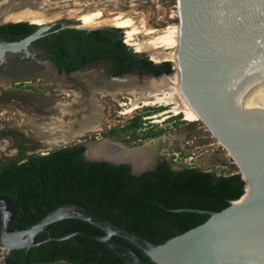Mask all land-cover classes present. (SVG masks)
Segmentation results:
<instances>
[{
    "label": "water",
    "instance_id": "95a60500",
    "mask_svg": "<svg viewBox=\"0 0 264 264\" xmlns=\"http://www.w3.org/2000/svg\"><path fill=\"white\" fill-rule=\"evenodd\" d=\"M177 9L175 67L182 90L202 121L233 155L244 181L242 195L218 211L184 209L206 213L208 217L161 243L149 241L76 203L60 204L35 223L10 230L16 209L9 197L0 195V244L5 249L23 248L26 252L37 244L39 232L51 240L84 234L106 245L123 264H264V257L256 259L244 254L264 243V0H177ZM57 22L64 20L37 25L36 30L17 41L0 39V55L20 48L27 51L33 39ZM3 23L14 22L0 20ZM126 74L108 78L117 82ZM156 77L150 74L140 80ZM134 80L140 81L136 75ZM99 142L107 143V156L89 154V148ZM74 143L85 147L84 159L123 163L135 175L156 165L149 161L135 168L129 158H111L116 151H133L137 147L125 148L107 138L77 139ZM65 218L84 220L102 233L84 229L62 235L48 232V224ZM115 236L135 245L153 263L140 258Z\"/></svg>",
    "mask_w": 264,
    "mask_h": 264
},
{
    "label": "trees",
    "instance_id": "16d2710c",
    "mask_svg": "<svg viewBox=\"0 0 264 264\" xmlns=\"http://www.w3.org/2000/svg\"><path fill=\"white\" fill-rule=\"evenodd\" d=\"M36 27V24L24 21L1 24L0 37L7 41L20 39ZM117 31L65 28L50 37L42 35L36 41L50 39L51 46L59 48L63 54H66V45L70 51L67 55L70 61L64 65L67 71L90 61L105 60L108 72L113 76L132 69L138 74L154 76L176 73L172 72L170 61L154 63L152 59L130 51ZM156 108L162 110L161 106ZM143 117H131L118 131L125 134L141 130L146 123ZM169 117L177 120L180 114ZM161 131V128H149L142 131L139 138L147 139ZM115 134L114 128L106 132L109 136ZM16 147L21 153L23 144L18 143ZM84 149L83 145L72 142L43 154L18 156L0 163V195L9 197L16 209L10 230L35 223L60 204L76 203L149 241L161 243L208 217L206 213L184 209L218 211L243 193L244 181L239 172L216 175L213 171L195 167L174 169L168 160L161 159L154 168L135 175L123 163L84 159ZM46 229L52 235L79 229L102 233L100 228L77 218L54 221ZM115 238L143 260L153 263L132 243L118 236ZM35 241L37 244L26 252L23 248L9 250L8 260L1 264H123L106 245L84 234L51 240L39 232Z\"/></svg>",
    "mask_w": 264,
    "mask_h": 264
},
{
    "label": "rangeland",
    "instance_id": "374dc122",
    "mask_svg": "<svg viewBox=\"0 0 264 264\" xmlns=\"http://www.w3.org/2000/svg\"><path fill=\"white\" fill-rule=\"evenodd\" d=\"M24 1L26 0H0V2L7 4L3 7V11L8 8L10 10L20 8L22 4L17 7L11 6L13 4L20 5V3H25ZM27 1H33L34 4L38 2L37 6L51 5L50 11H55L57 5L62 4L65 0ZM82 1L89 6L99 0ZM105 1L96 8H100L107 15L129 17L132 26H135L138 31L135 34V39H151L162 33L167 26L178 25L177 0H134L136 1L134 5H131L133 0ZM27 23L30 22L27 21ZM97 27L104 29L119 28L110 25ZM146 29H154V32L148 36L144 35L143 32ZM117 33L122 42L125 35L127 38L124 29H118ZM130 51L137 52L132 49ZM171 64L174 73L177 69L174 62ZM169 77L178 79L179 74L177 72V74L174 73ZM122 78L134 80V74L129 73ZM145 80L147 78L140 80V83L143 84ZM15 81V79L0 78V163L18 156L43 154L52 148L76 142L77 139L87 141L107 138L125 148L148 147V163L149 161L154 163L160 159H166L174 169L195 167L213 171L216 175L239 172L238 167L230 163V158L222 154V147L219 145L221 142L217 140L197 112L175 114L172 111H167L165 114H161L160 112L164 111L165 108L169 109V106L162 104L144 105L139 100L136 108L125 113L124 110L130 106L133 97L125 91L124 87L119 88L120 90L118 89L119 91L117 90L118 93L115 95L110 94V91L118 88L116 81L112 82L100 73L98 65L86 66L67 77L56 76L52 71H41L32 77H22L18 80V84H14ZM60 106H66L65 109H68V113L64 116L61 114ZM158 106H161L162 110L157 109ZM93 114H99L100 129L87 131L65 143L47 144L45 140L49 136L41 132L39 128V126L44 125L49 127L55 119L62 118V122H76ZM178 114H180L179 119H169L170 115L176 116ZM137 115L144 116L143 118L148 120L142 125L143 129L134 133H116L121 136L118 140H115L113 136L106 135L107 130L116 125L125 124L131 117ZM72 126L77 127V124L74 123ZM149 128H161L162 131L147 139L138 140L136 138L142 131ZM18 143L23 144L21 153L16 147ZM229 154L233 156L230 151ZM7 253L8 250L0 244V264Z\"/></svg>",
    "mask_w": 264,
    "mask_h": 264
},
{
    "label": "bare ground",
    "instance_id": "6f19581e",
    "mask_svg": "<svg viewBox=\"0 0 264 264\" xmlns=\"http://www.w3.org/2000/svg\"><path fill=\"white\" fill-rule=\"evenodd\" d=\"M24 2L25 3H20V5L13 4L11 6L17 7L21 6L22 4L23 7H17L18 9L14 8L12 10L8 8L9 11L4 13L1 12V10H3V7H5V5L7 4L5 2H0V20L2 22L29 21L30 23L43 25L54 22L56 20H63L67 18L87 20V28L108 25L120 26L126 30L129 36L130 43L132 45L143 46L147 48L150 51L152 57L157 62L167 60L175 63L176 61V47L178 44L179 37V30L176 24L167 26V28L162 33L155 35L151 39H135V34L138 31L136 30L135 26H132V21L129 17H119V15H110L106 17L104 12L100 8H96L106 2L105 0H99L89 6H87L82 0H65L62 4L57 5V9L55 11H50L51 5L37 6L38 2L37 4H34L33 1L27 0ZM135 2L136 1L134 0L131 1V5H134ZM153 32L154 29H146L143 33L144 35L148 36L151 35ZM127 46H129L130 49H133L132 46ZM139 53L147 54L144 51H140ZM175 74H177V71ZM162 78L169 79V76L162 75L156 78H147V80L144 81L145 83L143 82L142 85H140L141 81H138V85L134 80L124 78L122 80L117 81L116 84L118 88L114 91H110L109 93L115 95L120 90L119 88L124 87L125 91L133 97V101H131L130 106L126 110H124L125 113L130 112L131 110L136 108L138 106L137 102L139 100L144 105L162 104L169 106V109L165 108L164 111L160 112L161 114H165V112L167 111H172L175 114L179 112H197L187 99L184 91L182 90L179 78L168 82L149 81ZM65 108L67 107L64 106L60 108L62 116L68 113V109ZM98 119L99 114L90 115L84 118V120H77L76 122H62V118H59L55 119V121H53L49 127L44 125L39 126V128L41 132H44L49 136V138L45 140L47 144H59L65 143L73 139L74 137L81 136L87 131L99 130L100 127L98 124ZM74 123L77 124V127L72 126ZM106 150L107 143L99 142L92 145L89 148L88 152L92 156H105ZM227 152L229 154L228 150ZM148 153V147L143 146L137 147L133 151H116L114 154L110 155V157L113 159L129 158L132 160L134 167L138 168L148 163ZM244 254H252L256 259L264 257V243L250 250H246Z\"/></svg>",
    "mask_w": 264,
    "mask_h": 264
},
{
    "label": "flooded vegetation",
    "instance_id": "af4514ba",
    "mask_svg": "<svg viewBox=\"0 0 264 264\" xmlns=\"http://www.w3.org/2000/svg\"><path fill=\"white\" fill-rule=\"evenodd\" d=\"M3 11V10H1ZM106 17L110 16L105 14ZM64 22H57L52 25H50L48 28H46L38 37L47 34L48 37H50L51 34L58 33L60 30L65 28H76V27H87L88 21L84 19H63ZM26 22V21H24ZM5 24V23H3ZM75 24V25H74ZM1 25V24H0ZM113 26V25H112ZM97 27V26H95ZM118 29L122 28L120 26ZM77 29V28H76ZM124 29V28H122ZM36 30V28H35ZM125 33L127 34L126 30L124 29ZM32 33V32H31ZM36 37V38H38ZM36 38L33 39L28 45V50H24L23 48H20L18 50H9L3 52L2 55H0V78H9V79H15L16 81L14 84H18V80L22 77H32L41 71H52L54 75L56 76H70L71 73H74L78 70H81L89 65H98V68L100 69V73H102L107 78L111 76V74L108 72V62L105 60H94L87 62L83 64L82 66L78 67L75 70L67 71L65 69V64L67 65L70 61V58L68 57L70 55V51L68 50L67 46L65 45L67 51L66 54H63L62 51L59 48H56L54 46H51L52 41L50 39H45L41 41H36ZM0 39H2L0 37ZM4 40V39H2ZM16 40H9V41H17ZM7 41V40H5ZM125 44L130 45L133 47V50H136L137 52L144 51L147 53V57L152 59L154 62L158 63L151 55L150 51L143 47V46H134L130 43V40L126 35L124 39ZM49 47V49H47ZM68 55V56H67ZM127 73H133L137 76V78L140 80L145 75L150 74H138L135 69H132L130 72ZM126 74V73H124ZM123 75V74H122ZM113 76V75H112ZM121 76V75H120ZM170 79H154L150 81H172L175 80L171 77ZM179 78V77H177ZM135 81V80H134ZM138 85L139 83L135 81ZM148 82V81H146ZM145 83V82H144ZM142 85V84H140ZM71 110V108H69ZM148 120H145L144 122L147 123ZM127 122V121H126ZM145 123H143L144 125ZM123 124L116 125L113 127L116 129V133H122L118 131V129L121 128ZM143 129V128H141ZM97 131V130H96ZM140 136V135H139ZM136 137L138 140H141L140 138ZM121 136L116 134L113 136L115 140H118ZM74 143V142H73ZM161 160V159H160ZM160 160L156 161L157 164ZM146 171V170H145ZM7 255V254H6ZM6 261L8 260V257H5ZM5 261V262H6ZM2 260V263H5Z\"/></svg>",
    "mask_w": 264,
    "mask_h": 264
},
{
    "label": "built area",
    "instance_id": "2783aa9c",
    "mask_svg": "<svg viewBox=\"0 0 264 264\" xmlns=\"http://www.w3.org/2000/svg\"><path fill=\"white\" fill-rule=\"evenodd\" d=\"M219 145L222 147V154H223L224 156L230 158V163L236 165V162L234 161V159L232 158V156H230V155L228 154L227 149H226L224 146H222L221 144H219ZM236 167H237V165H236ZM235 172H237V171H235ZM243 191H244V187H243Z\"/></svg>",
    "mask_w": 264,
    "mask_h": 264
}]
</instances>
